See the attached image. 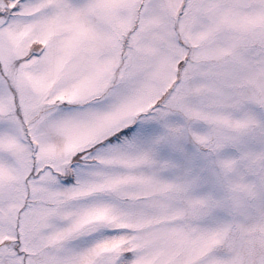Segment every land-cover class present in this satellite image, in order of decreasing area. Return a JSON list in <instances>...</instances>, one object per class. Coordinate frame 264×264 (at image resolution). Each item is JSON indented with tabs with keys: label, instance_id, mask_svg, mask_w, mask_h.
Segmentation results:
<instances>
[{
	"label": "snow or ice",
	"instance_id": "snow-or-ice-1",
	"mask_svg": "<svg viewBox=\"0 0 264 264\" xmlns=\"http://www.w3.org/2000/svg\"><path fill=\"white\" fill-rule=\"evenodd\" d=\"M0 264H264V0H0Z\"/></svg>",
	"mask_w": 264,
	"mask_h": 264
}]
</instances>
